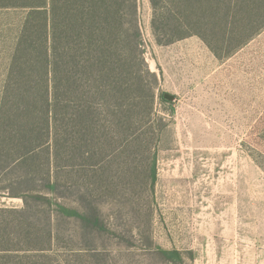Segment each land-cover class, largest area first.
Returning a JSON list of instances; mask_svg holds the SVG:
<instances>
[{"label": "trees", "instance_id": "1", "mask_svg": "<svg viewBox=\"0 0 264 264\" xmlns=\"http://www.w3.org/2000/svg\"><path fill=\"white\" fill-rule=\"evenodd\" d=\"M149 2L158 44L195 35L222 57L264 29V0ZM0 11L1 47L8 42L0 171L23 167L12 181L32 183L9 194L22 199L21 207L0 206V264H50L53 255L57 264H74L80 230L121 233L101 206L61 202V188L90 197L129 189L124 171L150 151V133L161 132L148 120L157 77L143 57L138 0H0ZM9 14L7 35L2 18ZM136 235L139 230H129ZM149 245L150 255L167 264L195 258L191 249Z\"/></svg>", "mask_w": 264, "mask_h": 264}, {"label": "rangeland", "instance_id": "2", "mask_svg": "<svg viewBox=\"0 0 264 264\" xmlns=\"http://www.w3.org/2000/svg\"><path fill=\"white\" fill-rule=\"evenodd\" d=\"M138 5L143 57L157 77L148 120L161 132L150 133V151L124 171L121 180L129 189L90 197L78 188H61V202L101 206L102 217L121 233L79 229L84 234L72 244L78 252L74 264H167L150 255L149 242L193 250L194 260L185 256V264H264V29L218 57L195 35L158 44L149 0ZM2 21L9 35L10 14ZM7 45H0V85ZM164 93L173 98L165 99ZM11 171H0V206L19 208L22 199L9 194L22 193L32 183L12 181L23 167ZM130 229L140 235L130 237ZM50 264H57L55 255Z\"/></svg>", "mask_w": 264, "mask_h": 264}, {"label": "water", "instance_id": "3", "mask_svg": "<svg viewBox=\"0 0 264 264\" xmlns=\"http://www.w3.org/2000/svg\"><path fill=\"white\" fill-rule=\"evenodd\" d=\"M163 97H164L165 99H167V100L173 98V96H172L171 94H169V93H164V94H163Z\"/></svg>", "mask_w": 264, "mask_h": 264}]
</instances>
